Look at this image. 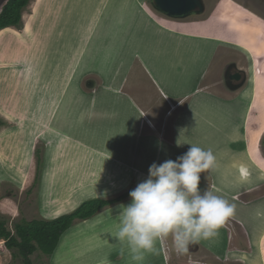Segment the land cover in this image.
I'll use <instances>...</instances> for the list:
<instances>
[{
  "label": "rangeland",
  "instance_id": "374dc122",
  "mask_svg": "<svg viewBox=\"0 0 264 264\" xmlns=\"http://www.w3.org/2000/svg\"><path fill=\"white\" fill-rule=\"evenodd\" d=\"M98 1L74 0L72 5L73 9L89 7V31H92L97 38L90 39L88 43L75 39L76 44L73 46L74 38L67 35L68 25L64 24L66 15L64 10L58 15L59 19L55 25L50 26V23H47L49 19H56L53 12L50 13L55 9L56 0H31L22 13V23L19 27L0 30V120L3 125L0 128V223L4 225L11 236L19 241L16 235L17 225L24 220L31 222L44 219L39 213V204L45 216H49L46 215L47 210L50 213V208L59 209L61 205H64V202L73 208V201L76 197L72 199L71 203L70 198H66L62 192L54 191L50 195L46 193L47 182L46 180L44 182V179L47 174L48 160L52 158L49 156L52 150L51 144H55L57 146L55 148L58 149L66 146L65 149L69 154L65 153L66 155L62 156H65L64 159L67 158V161L76 154L75 159L79 158L82 164L76 168L80 173L78 178L83 182L93 180L90 182L92 190L89 192V183L86 182L87 184L80 190L78 200L84 195L100 196L124 187L134 189L138 183L147 178L148 169L153 163L160 164L167 159L175 160L186 153L190 145H196L205 150L210 149L215 155V169L204 175L207 179L212 180L211 191L214 194L235 205V214L232 218L239 221L248 231L249 248L237 246L228 252L223 245L222 229L217 237L199 242L202 246L209 248L215 256L240 261L223 263L216 260L215 256L206 252L199 245H190L187 253L179 254L176 252L171 238H164L163 241L169 249L167 251L171 255V264H187V261L211 264H264V202L259 201L249 206H242L237 202L239 191H244V186L252 185L255 182L262 184L255 187L256 190L252 197L264 195V144L261 146V142L264 140V104H262L264 101V0H198L200 10L180 18L164 15L153 6L151 0H147L145 5L147 10L143 8L142 16L135 26V32L131 34L128 41H126L128 37L126 34L122 42L121 32H124V29L120 30L117 41L113 37L106 40L107 36L113 35V32L118 30L115 28L108 30L109 26L106 29L101 21L104 19L101 15L103 14L105 17L109 15L110 19H112L110 15L119 17L121 20L126 19V22L124 21L120 25L127 23L129 16L126 17L122 7L111 11L115 8V3L118 4V0L111 1L108 8H106L105 0H101L104 3L103 7L97 6ZM6 2L7 0H0V12ZM45 5H48L47 9ZM43 11L45 14L42 13ZM152 18L157 19L170 29L162 27V24L155 22ZM33 22L37 23L36 31L42 30L45 34V42L39 40L44 35L39 34L38 36L33 31L30 33V42L26 41L29 33L27 32L28 28L33 25ZM132 23L128 22V31L131 30ZM84 26V24L79 25L76 30L80 32L81 27L84 29ZM185 33L191 35H183ZM13 34L25 42L17 40ZM125 42L126 51L121 54L115 52L120 43L124 48ZM48 44L51 51H47ZM63 46L65 48L63 57H59L58 53ZM82 46L83 49H81ZM40 47L44 48L42 51L45 52V56H43L45 59L43 61L39 56V64L42 66H40L38 76L41 74L43 77L45 73H48L47 78H43L44 85H41L40 95L49 94L53 101L55 95L50 94L49 91V85L53 84L52 75L56 74V77L53 78L56 82L63 83L69 79L68 72L71 71L70 76L73 81L75 80L74 86L76 87V97L74 96V98L81 102L80 105L77 104V112L75 111L70 127L68 128L67 121H64L62 130L56 129L55 135H50L54 125H43L39 121L41 117L36 110L37 106L42 108V111L46 106L48 110L49 101L37 105L31 99L32 103L27 109H23L22 106L27 103L21 101L30 98L22 83L25 82L26 74L31 73L37 61V59L31 58L32 56L28 58L26 54L36 56L34 50ZM74 47H79V53H76ZM108 54L111 55L108 56ZM105 56L109 57L108 61ZM27 59L29 60L27 61ZM58 59V63L60 60L68 62L67 67L72 61L70 65L75 66L74 70L61 71L62 73L57 71L53 74L52 71L59 68L60 64H55L56 67H54V63L52 65L49 63ZM101 59L103 60L100 61ZM104 60L109 62L108 67L104 66V64L107 65ZM116 60L117 64H115ZM92 61L93 65L89 64ZM83 68L86 70L83 71ZM235 68L243 70L245 78H249V84L244 92L238 95L236 102L225 103L213 98L208 93L195 90L194 84L203 77L207 69L205 79L219 80L228 78V72ZM123 80L122 91L126 95L119 91L122 86L120 83ZM151 81L165 96L189 95L192 97L189 108L180 115L176 123V149L173 152L163 150L157 139L143 137L139 133L142 120L145 117L155 124L157 123L156 119L166 110L164 100H158L160 94L156 92ZM172 81H174L173 86ZM254 81H256L255 85ZM102 84L104 85L102 86ZM1 96L7 99L4 98L2 101ZM253 97L256 100L254 117L259 124L258 134L249 136L250 143L246 146L243 143L246 148L244 151L233 152L234 149H229V146L241 138L239 135L241 126L233 123L236 112L234 107L240 101L244 103V106L249 105ZM46 99L49 98L45 97ZM133 102L138 105L145 117ZM61 107L63 108L62 105ZM69 111L63 112L69 115L71 114ZM179 114L173 112L168 119L179 116ZM239 114L241 120H244L247 108L242 109ZM90 115L99 120L91 121ZM105 117H110V121L102 119ZM11 127L16 129L7 130ZM110 127L112 132L109 131ZM21 129L25 132L24 137H19ZM91 129H93L92 133ZM166 130V138L163 140L171 142L174 136L170 133L169 126H166ZM112 134L123 143L118 144L114 141L115 137L112 136L113 141H109V143H113L114 146L106 148L105 137ZM152 134L156 135L154 132ZM35 137H40L42 142L39 139H34ZM71 141L78 143L80 148L85 150V154L80 156L79 153L82 151H79L75 147L76 144ZM148 151L152 153L151 156L147 154ZM62 152L64 151L62 150ZM36 156H40L42 159L40 175L44 166L41 189L40 175L38 182L33 183L36 175ZM29 157L32 158L34 166L30 169L31 177L25 179ZM17 158L23 161L19 168L14 164ZM8 161L15 162L9 165ZM70 162L60 163V166L57 167L60 169L58 177L60 181H63V188L69 196L74 193L69 192V186L65 182L74 174L70 165L72 162ZM256 164L261 168L259 171L255 168ZM122 169L123 174H121ZM124 170L127 171L126 174ZM102 172L106 176L109 175L107 180L110 181H104L103 193L99 189L103 186L101 180L96 181ZM117 183L120 184L117 185ZM59 186L60 183L55 187ZM75 193L77 192L75 191ZM47 199L53 201L59 199L57 206L48 205L46 208ZM103 220L104 215L96 219L95 222L82 226L78 231L76 242H73V232L64 235L63 238H65H62L63 241L61 240L62 243L60 242L61 245L55 252L51 263L89 264L85 263L88 259H84L82 249L85 251L89 249V239H94L92 233ZM83 239H87L88 242L84 245L79 244ZM157 242L158 251L161 254L162 247L159 240ZM3 244L4 240L0 239V247ZM49 258L50 256L44 255L40 251H35L29 256L31 264H49ZM0 264H24V260L17 247L7 250L0 248Z\"/></svg>",
  "mask_w": 264,
  "mask_h": 264
},
{
  "label": "clouds",
  "instance_id": "9594fccd",
  "mask_svg": "<svg viewBox=\"0 0 264 264\" xmlns=\"http://www.w3.org/2000/svg\"><path fill=\"white\" fill-rule=\"evenodd\" d=\"M215 167L213 152L196 145L175 160L149 167L147 178L129 192L130 203L118 206L115 238L126 245L133 262L141 264L146 254H155L156 242L164 238L185 254L190 245L218 236L235 205L208 188L201 190V174Z\"/></svg>",
  "mask_w": 264,
  "mask_h": 264
},
{
  "label": "crops",
  "instance_id": "0c3cea01",
  "mask_svg": "<svg viewBox=\"0 0 264 264\" xmlns=\"http://www.w3.org/2000/svg\"><path fill=\"white\" fill-rule=\"evenodd\" d=\"M47 1H49V0H47ZM56 1H57V4L55 6V9L52 10V11H50V13L53 12V14L55 15L56 19H54V20H52V19L50 20L49 19L50 21L49 20L47 21V23H50V26L56 24L57 19H59L58 15L60 14V12L62 10H64V11H66V15H65V18H64L65 19L64 24L65 25H68L67 28H66L67 29V35L68 36H70L71 38H74L76 40L84 41L86 43H88L90 39L97 38V36L95 34H93L92 31H89V25H88L89 24V7H86L84 9H73L72 8V5H73L74 0H56ZM105 1L107 2L106 8H108L109 3L111 1H113V0H105ZM146 2H147V0H118V4L115 3V6H114L115 8L112 9L111 11H115L118 7H122L123 12L125 13L126 17L129 16L127 18V20H129L128 22L129 23L130 22H133L132 23L131 30L129 29V31L127 29L128 22L127 23H123L125 25V28H124L123 25H120L126 19L121 20V19H119V17H114V15H110L111 18H112V19H110L109 18V15L105 17L102 14L101 16L104 18L103 20H101V21H103V26L106 29H107V26H109L110 28L108 30H110L111 28H115V29H117L119 31V33L117 31V32H113V35L107 36L106 37V40H109L112 37H113V39H116V38L119 39L118 38L119 37L118 34H120V30H122V29L125 30L124 32H121L122 35H123V37L125 38V34H128V37L126 38V41L130 40L131 34L135 32V26H136V24H137V22H139V20H140V18L142 16L143 8L146 9L145 8ZM97 6L103 7L104 6L103 1L99 0L97 2ZM45 8L47 9L48 8V5H45ZM53 8H54V6H53ZM62 8H64V9H62ZM42 13L45 14V11H43ZM152 19L155 22L162 24L157 19H155V18H152ZM82 24L85 25L84 26V29L81 27V31L78 32L76 30V28H77V26L82 25ZM112 24H113V26H112ZM36 25H37V23L36 22H33V25H30L31 27L29 26L28 31H27L29 33H28V37H27L26 41L28 40V42H30V33L33 31L34 33L38 34V36H39V34L44 35V37L43 38L40 37L39 40L41 42H45V40H46L45 34L43 33L42 30H39V32H37L36 31ZM162 25H163L162 27L165 26L164 24H162ZM86 26H88V27H86ZM87 28H88V30H85ZM165 28L166 29H170V28H168L166 26H165ZM7 29H9V28H7ZM170 31H172V30H170ZM177 33H180V32H177ZM183 35H186L187 36V35H191V34H186L185 33ZM13 36H15L17 38V40H19V41H22V42L24 41V40H21L19 37H17L14 34H13ZM123 37H122L121 42L124 39ZM82 44L84 45L83 42H82ZM125 47H126V42L124 43V48L122 46V43H120L119 48L117 50H115V52H117V53L120 52V54H121V53H123V51H126ZM40 48H37V49L34 50V54H37L36 56L30 55V54H26L28 58L30 56H32L31 58H35V59H37V61H36L35 65H34L33 70L31 71V73L26 74L27 77H26V79H24L25 82L22 83L23 84V88H25L28 91V93H29L28 94V97H30L32 99L33 103H35L34 102V99H35V101H37L39 103H40V101H41V103H44V102L47 103L46 101H49V99H46L45 100V97L46 98H49L48 96H50L49 94L48 95H44V94H41L40 95L41 85L42 84L44 85V81H43V78L42 77H39L38 76V73L40 71L39 56L45 55V52L42 51L44 48H41V49ZM52 49H53V47H52ZM81 49H83V46L81 47ZM128 50H130V49H128ZM47 51H51L50 50V46H48ZM84 51L86 52L85 49H84ZM27 52H29V51H27ZM87 54H88V52H87ZM120 54L118 55V57L120 56ZM66 55H70V54H66ZM108 56H109V54H108ZM28 60L29 59H27V61ZM102 60L103 59H101L100 61H102ZM106 60H108V57H106ZM133 60H135V59H133ZM33 61L35 62V60H33ZM93 63L94 62L92 61L89 64H92L93 65ZM70 64H72V63H70ZM115 64H117V60H116ZM115 66H113V67H115ZM54 67H56V65ZM55 70L56 71L58 70V71L61 72L60 67L58 69H55ZM84 70H86V69L83 68V71ZM54 77H56V74H54ZM74 83H75V80L70 84V86L73 87V97H72V100L75 99L74 96L76 97V94H75L76 87L74 86L75 85ZM173 83H174V81H172V86H173ZM120 84H122V86L119 89V91H121L123 94H125L122 91V87H123V84H124V80ZM103 85L104 84H102V86ZM21 89H22V87H21ZM31 91H32V93H31ZM172 93H173V89H172ZM1 98H2V101H3L4 98L2 96H1ZM57 98L54 96V99H53L52 102H54V100H57ZM22 100H24V99H22ZM28 100H24V101H27L28 102ZM133 103L135 104L134 106L137 107L138 110H140V108L138 107V105L135 102H133ZM140 112H142V111L140 110ZM142 114H143V112H142ZM1 116H3V115H1ZM3 118H7V117H3ZM6 120H8V119H6ZM8 121H10V120H8ZM15 129L16 128H13V127L7 128V130H9V131H13ZM173 136H174V139H173V146L172 147H166L164 145L161 137H159V136L150 135L148 137H152L154 139H157V141H159L161 143V146H162L163 150L165 149L166 151L173 152L176 149L175 148V128H174V135ZM39 138L40 137H35L34 139H39ZM71 142L75 143V141H71ZM75 144H76L75 147H77L79 149V151H82V152L79 153L80 156H81V154L84 155L85 154V150H82L80 148V146L78 145V143H75ZM83 149H84V147H83ZM86 149H88V148H86ZM17 150H18V148H17ZM45 151H47V149H45ZM71 152H74V151H71ZM86 152H89V151H86ZM147 154L149 156H151L152 153L148 151ZM76 156H77L76 154L73 156L74 157V162L72 161V163H80L79 162V158L78 159H75ZM114 164L116 165L117 163H114ZM32 166H34V164L32 163V158L29 157V159L27 161V165H26V170H25V179H28L29 177H31V172H30L31 170L30 169H31ZM43 169H44V166L42 168L41 175H40V182H39L40 183V189H41V185H42ZM72 179L74 181V184L76 185L77 178H72ZM72 179H68V180H72ZM65 181H67V180H65ZM101 183H102L103 186L99 187V189H101L102 190V193H103L104 192V181L101 180ZM119 184L120 183H117V185H119ZM211 184L213 186V182ZM0 185H1V183H0ZM256 188L253 189V190H251V191L252 192L255 191ZM40 189H39V194H40ZM63 190H64V188H63ZM125 190H126V187H124L123 189H117V190H114L112 192H108V193L103 194V195H100V196H96V195H94V196H85L84 195V196H81L83 198L80 197L81 199L79 198V200L76 198L74 201L72 200V197H73V195H72V197L70 198V200H71V202L72 201L75 202V204H74L75 206L74 205L72 206L73 208L62 209L61 212H58V208H56V207L55 208H50L51 212L48 213V210L46 212V215L48 214L49 216H45L43 214V212L41 211L40 204H39V213L41 214L42 218H44L45 220L57 219V218H59V217H61L63 215H67V214L72 213L74 210H76L85 201L93 200V199H113V198L119 197L120 194L123 193ZM239 192H241V191H239ZM66 196L68 197L69 194H67ZM263 198H264V196H263ZM263 198H261L259 200H255L252 203H248V205H242V204L241 205L242 206H249L250 204H254V203L262 200ZM57 200H59V199H57ZM57 200L53 201L52 199H47L46 200V202H47L46 208H47L48 205L55 206L56 204H58L57 203ZM129 202H130V198H128L123 203H119L117 205L111 206L110 208H106L103 211L99 212L94 217H92V218H90V219H88L86 221L79 222V223L75 224L74 226H72L71 228H69L68 230H66L61 235V237H60V239H59V241L57 243V246H56L54 252L50 256V258H49V264H52L51 263L52 262V258L54 256L55 252L57 251V249L59 248V246L61 245V243L63 241L62 238H63L64 235H67V233H69V232H73V236H74V241L73 242H76L77 241L76 238L78 236L77 234H78V231L81 229V227L84 226V225L86 226L89 223L95 222L96 219H98L102 215H104V220L102 221L101 225L92 233V237H94V239H89V249H87L85 251L84 249L81 248L82 249V252L84 253V259H88V260L85 261V263H89V264H136V262H133L131 260V257H130V254H129L128 250H127L126 245H122L115 238V234L118 231V227H119V223H118L119 207L118 206L121 205V204L124 205L125 203H129ZM64 204H65V202H64ZM107 225H109V226H107ZM87 242H88L87 239H83L79 244H83L84 245ZM159 244L162 247V249L160 250V251H162V253L159 254V251H158V247L159 246H158V242H156V245H155V247H156V253L155 254H146V257H145L144 261L141 262V264H171V255L167 251L168 248H167L166 243L163 241V239H161V240H159ZM76 246H78V243H76ZM76 246L74 245V247H76ZM201 247L206 252H208L209 254L215 256L211 252V250L209 248H206L205 246H202V245H201ZM226 250L228 252H231L234 249H226ZM237 250H241V249H237ZM241 251H244V250H241ZM216 257H218V256H215V258ZM227 260H229L228 262H240V261L231 260L229 258H227ZM223 263H227V262H223ZM187 264H211V263H203V262H197V261H195V262L194 261H187Z\"/></svg>",
  "mask_w": 264,
  "mask_h": 264
},
{
  "label": "flooded vegetation",
  "instance_id": "af4514ba",
  "mask_svg": "<svg viewBox=\"0 0 264 264\" xmlns=\"http://www.w3.org/2000/svg\"><path fill=\"white\" fill-rule=\"evenodd\" d=\"M243 70L238 69H232L228 72L227 77L225 79H219V80H210V79H205L204 76L206 75V73L208 72V69L206 71V73L203 75V77L201 79H199L198 81H196V83L194 84V88L196 91L198 92H203V93H208L210 94L213 98L228 103V102H236L238 95H240L241 93L244 92L246 86L249 84L248 79L245 78V75L242 72ZM152 85L153 87L156 89V92H158L160 95H158V100H164L165 104H166V110L165 112H163L158 119H156L157 123H152L147 117H145L144 115V119L142 120V126H140V130L139 133L141 136H150L153 135L152 132H154L155 136H159L161 137L164 145L166 147H172L173 146V140L170 142L168 140H163L165 137V133L167 132L166 130V126L170 127V133L172 135H174V128L175 125L180 117V115L187 109L189 108L191 101H192V97H190L189 95L186 96H165L163 95L160 90L158 89L157 85L153 82ZM253 84H256V81L253 82ZM253 85V86H254ZM211 88H213L211 90ZM256 92V91H254ZM255 97H253L249 103V105L244 106V103L242 101H240L239 103H236L235 108V116L233 117V123L240 125L241 128L239 129V135L241 138H239L238 140L233 142V145L229 146V149H234V151H244L246 148L245 146L247 144L250 143V140L248 139L249 136H253L254 134H258L259 131V124L256 120V118L254 117V112L256 109L255 106ZM264 104V101L263 103ZM245 107L247 108V114L244 120H241L240 118V111L242 109H245ZM264 107V105H263ZM259 108V106L257 105V109ZM173 112H177L179 114V116H173L171 119L169 118V115ZM124 113V112H123ZM92 115V113H91ZM90 115V120L91 121H97L99 120L98 118L92 117ZM102 118L105 119V121H110V117ZM154 119V117H152ZM148 119V121H147ZM262 128V127H261ZM93 129H91V133H92ZM109 131L112 132L111 127L109 128ZM189 134H192V132H189ZM112 136L115 137L114 134L112 135H106L105 137V145H107L106 148L108 147H113L114 144L113 143H109V141H113L112 140ZM117 137H115L114 141H116L118 144H122L123 141H121L120 139H116ZM243 143H245V146H243ZM262 144H264V140L261 142V146ZM157 151V149L155 150V152ZM256 163V162H253ZM257 170L259 171L261 168L258 164H256ZM205 175L201 174V181H200V188L201 190H204L206 188H208L209 190H211L212 188V181L211 179H205ZM262 183H257L255 182L252 185L249 186H244V190L245 191H241L238 193V197H237V202L242 204V205H248V203H252L255 200H259L261 198H263L264 195H260L257 196L255 198H253V194L254 191L252 192V189H255V187H257L258 185H260ZM131 190L130 187L126 189V191H124L123 193L120 194V196H122L125 193H129ZM117 198V197H116ZM130 198L129 196H127L126 198H124L123 200H126ZM115 199V198H113ZM236 200V199H235ZM262 202H264V198L262 200H260ZM259 202V201H258ZM222 229V238H223V245L226 249H235V247L237 246H243L246 248H249V234L248 231L246 230V228H244L242 226L241 223H239V221L233 219L232 217L229 218V220L224 224V226L221 228ZM194 246H201V244L196 243V244H192ZM216 260L220 261V262H228L229 260H227L226 258H221V257H216Z\"/></svg>",
  "mask_w": 264,
  "mask_h": 264
},
{
  "label": "trees",
  "instance_id": "16d2710c",
  "mask_svg": "<svg viewBox=\"0 0 264 264\" xmlns=\"http://www.w3.org/2000/svg\"><path fill=\"white\" fill-rule=\"evenodd\" d=\"M31 0H7L0 12V30L8 27H19L22 23V13ZM3 127L0 120V128ZM38 153V152H37ZM37 157V156H36ZM42 159L36 158L34 184L38 182ZM129 196L125 193L115 199H93L83 202L76 210L68 215L61 216L54 220H32L22 221L16 226V235L19 241L6 231L0 223V239L4 244L2 250L17 247L24 264H31L29 256L35 251L51 256L54 252L61 235L75 224L86 221L104 209L124 201Z\"/></svg>",
  "mask_w": 264,
  "mask_h": 264
},
{
  "label": "bare ground",
  "instance_id": "6f19581e",
  "mask_svg": "<svg viewBox=\"0 0 264 264\" xmlns=\"http://www.w3.org/2000/svg\"><path fill=\"white\" fill-rule=\"evenodd\" d=\"M115 41H117V38L115 39ZM57 43L59 44V42H57ZM49 44H48V46H50ZM75 44H76V40L74 39L73 40V46ZM59 47H60V44H59ZM68 47H69V45H68ZM64 49L65 48L63 46L61 48L60 52L58 53V56L59 57H63ZM74 49H75L76 53H79V51H80L79 50V47H74ZM110 55L111 54H109V56ZM43 56H45V55H41L40 56V59L44 61L45 57H43ZM115 57H116V55H115ZM70 60H72V58H70ZM58 61H59V59L57 61L52 60V62L49 63V64H51V65H52V63H54V64L55 63L56 64H60L59 67H60L61 71H65V72L66 71L68 72L71 69L74 70V68H75V66L70 65V63L72 61L71 62L69 61L70 62L69 63V67H67L68 62H63L62 60H60V62L58 63ZM104 61H105V63H107L106 60H104ZM108 63H107V65L104 64V66L108 67L109 66ZM40 66H42V65H40ZM42 70H43V68L41 69V72H42ZM57 71L56 70L55 71H52V73L54 74ZM68 73H69V79L66 80V81H64L63 83L62 82H56L55 79H53L54 78V75H52L53 76V78H52L53 84L51 83V86L49 85V88H50L49 91H50V94L55 95V97L56 98L58 97V98H57V100H54V102H52L51 96H48L49 97V108H48V110H47L46 106H44L45 109L43 111H42V108H40L39 106H37V108H36L38 115L41 117L39 119V121L42 122L43 125H48V126L49 125H54L51 128L52 129L51 131H53V132L50 135H53V134L55 135L56 134L55 133L56 132V129L62 130V124H63L64 121H67V126H68V128L70 127L71 122H72V119L74 117V114L77 112V104L80 105V103H81L78 99H76V100L73 99L72 100V97H73V87L70 86V84L73 82V78H72V76H70V74L72 72L70 71ZM47 75H48V73H45L44 76L42 77V75L40 74L39 77H42V78L46 77L47 78ZM5 99H7V98H5ZM28 99H29L28 102L22 100L23 103H27V105H25V104L22 105L23 106V109H25V108L27 109V107H29L31 105V103H32L31 102V98H28ZM8 101H10V100H8ZM15 103H18V102L15 101ZM35 103L38 105L39 102L35 101ZM40 103H41V101H40ZM41 104H43V103H41ZM61 105L63 106V108L61 107ZM65 110H70L69 113H71V114L68 115L66 112H63ZM24 134H25V132H23V130L20 131L19 137H21V136L24 137ZM51 145H52V150L50 151L49 156H51L52 158L51 159L49 158V160H48L47 167H46L47 174L45 175V179H44V182H45V180L47 182V184H46L47 185L46 186L47 187L46 193H47V195H50L51 193H54V191L55 192H62L66 196L68 193L65 191V189L63 190V185L61 184L63 181H60V179L58 177V172H59L60 169L57 168V167L60 166V163H67L68 161H71V162L73 161L74 162V160H73V157L72 156H71L70 160L68 159V161H67V158H66V160L64 159L65 156L64 157L62 156V155H66L65 153L69 154L66 151V149H65L66 146H64L62 149H58V148H55V147H57V146H55V144H51ZM22 146H20V147H22ZM62 150L64 152H62ZM8 162L9 163H7V164L11 165V163H14L15 161L14 162L13 161H8ZM79 162L80 163H71L72 169L74 170V172H73L74 174L70 177V179L77 178V182H76V185H75L73 179L72 180L65 181L68 184V186H69L68 187L69 192L70 193H73L74 192L72 194L73 197H72V195H70L68 197L66 196L67 198H71L72 197V199H74L76 197L78 199V196L80 194V190L83 189V187L87 183H89V192H90V190H92L91 189L90 182L93 181V180H91V181L88 182L85 179L86 181L83 182L80 178H78V175L80 173L77 171L76 168H78L79 165H82L81 164V161H79ZM21 163H23V161L21 159L17 158L16 163H14V164H15L16 167L19 168L21 166ZM124 172L126 174L127 171L124 170ZM121 174H123V169H122V173ZM108 176L109 175L106 176L102 172L96 181L98 182V181L102 180V181H105V182H110V181L107 180V179H109ZM59 183H60V186L59 187H55ZM75 191L77 193H75ZM74 204H75V202L73 203V205ZM68 208H70V205L68 203L67 204L65 203L64 205H61L59 207V209H68ZM219 232H220V230H219ZM219 237H220V235H219Z\"/></svg>",
  "mask_w": 264,
  "mask_h": 264
},
{
  "label": "water",
  "instance_id": "95a60500",
  "mask_svg": "<svg viewBox=\"0 0 264 264\" xmlns=\"http://www.w3.org/2000/svg\"><path fill=\"white\" fill-rule=\"evenodd\" d=\"M153 6L168 17L180 18L200 10L198 0H151ZM249 81V78H246Z\"/></svg>",
  "mask_w": 264,
  "mask_h": 264
}]
</instances>
